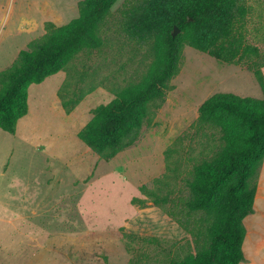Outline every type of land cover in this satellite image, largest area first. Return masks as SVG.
Instances as JSON below:
<instances>
[{"label": "rangeland", "instance_id": "rangeland-1", "mask_svg": "<svg viewBox=\"0 0 264 264\" xmlns=\"http://www.w3.org/2000/svg\"><path fill=\"white\" fill-rule=\"evenodd\" d=\"M81 1L0 0V71L46 33L47 22L77 18ZM134 1L114 5L100 50L30 87L16 134L0 129V264H167L196 252L169 206H154L148 192L187 197L194 167L221 147L218 134L197 126L200 106L216 93L262 98V87L246 60L223 63L186 45L137 142L110 159L92 152L78 135L93 111L141 82L153 61V40L131 31L121 13ZM245 4V41L264 54V0ZM259 205L264 214L261 192ZM245 225L251 252L264 223L257 214Z\"/></svg>", "mask_w": 264, "mask_h": 264}, {"label": "trees", "instance_id": "trees-1", "mask_svg": "<svg viewBox=\"0 0 264 264\" xmlns=\"http://www.w3.org/2000/svg\"><path fill=\"white\" fill-rule=\"evenodd\" d=\"M117 1L82 0L77 18L63 26L47 22L46 33L0 71L1 130L16 134L19 121L29 113L32 85L65 71L81 53L104 46L102 32ZM121 13L131 31L153 40V61L141 82L98 106L80 131V140L98 156L114 158L137 142L151 109L165 100L186 45L223 63L246 60L261 84L262 98L216 93L200 106L197 126L218 134L221 147L194 167L187 197L175 200L148 192L151 203L169 206L168 216L194 239L195 253L167 264H241L244 220L254 213L264 161V54L245 41V0H135ZM174 27L180 30L176 37ZM132 202L149 204L138 198Z\"/></svg>", "mask_w": 264, "mask_h": 264}, {"label": "crops", "instance_id": "crops-1", "mask_svg": "<svg viewBox=\"0 0 264 264\" xmlns=\"http://www.w3.org/2000/svg\"><path fill=\"white\" fill-rule=\"evenodd\" d=\"M260 192L262 194V197L264 198V161H263V164H262L260 171H259L258 189H257L256 198H255V203H254V213L246 218V219L253 218L254 216H256L258 214L260 217V220L264 223V214L261 210L260 205H259V207L257 206V197L260 194ZM245 220H244V224H245ZM246 229H247V227H246ZM261 230H264V227H261ZM258 232H260V231H258ZM247 236H248V229H247L246 237ZM263 238H264V236H261V237L256 236L255 237L256 240L254 239V242H253L254 246H253V249L251 250V252L244 250L245 245L243 244L245 261H243L241 264H264V242H263ZM244 243H245V241H244Z\"/></svg>", "mask_w": 264, "mask_h": 264}, {"label": "water", "instance_id": "water-1", "mask_svg": "<svg viewBox=\"0 0 264 264\" xmlns=\"http://www.w3.org/2000/svg\"><path fill=\"white\" fill-rule=\"evenodd\" d=\"M180 30L177 27H174L173 36L176 37L179 34Z\"/></svg>", "mask_w": 264, "mask_h": 264}]
</instances>
